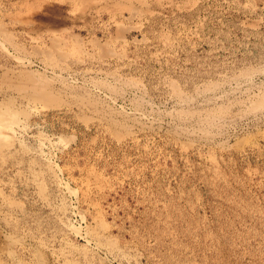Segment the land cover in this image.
Wrapping results in <instances>:
<instances>
[{
    "label": "rangeland",
    "instance_id": "rangeland-1",
    "mask_svg": "<svg viewBox=\"0 0 264 264\" xmlns=\"http://www.w3.org/2000/svg\"><path fill=\"white\" fill-rule=\"evenodd\" d=\"M0 117V264H264V0H0Z\"/></svg>",
    "mask_w": 264,
    "mask_h": 264
},
{
    "label": "crops",
    "instance_id": "crops-1",
    "mask_svg": "<svg viewBox=\"0 0 264 264\" xmlns=\"http://www.w3.org/2000/svg\"><path fill=\"white\" fill-rule=\"evenodd\" d=\"M76 4V3H75ZM73 9H76L77 10V15L79 14H83L82 15V18L83 19H88L90 20V18L92 17V14L96 11V10H104L106 11L107 13L110 14L111 17L115 16L116 13H119L120 11H116V10H120L118 8H115V9H103L100 7V5L97 3L96 5H93V6H90L88 8H84V9H80V7L76 4ZM115 10V11H114ZM118 18V17H117ZM116 18V19H117ZM73 24H81L80 22H77V21H72ZM83 24V23H82Z\"/></svg>",
    "mask_w": 264,
    "mask_h": 264
},
{
    "label": "bare ground",
    "instance_id": "bare-ground-1",
    "mask_svg": "<svg viewBox=\"0 0 264 264\" xmlns=\"http://www.w3.org/2000/svg\"><path fill=\"white\" fill-rule=\"evenodd\" d=\"M26 82V81H25ZM32 83V82H31ZM16 85V88L17 89H26L28 86L27 85H25V83H24V85H23V83H16L15 84ZM41 84H39V83H34L33 82V84H31L29 87H30V89L34 92V94H35V92H39V91H42L43 90V88L40 86ZM32 91H30V92H32ZM42 93H43V91H42ZM42 93L41 94H39V95H42ZM33 94V93H32ZM37 94V93H36ZM47 95V94H46ZM261 103H259V101L257 102H254V104H253V107H258L259 105H260ZM2 121H4V118H1L0 117V124L2 123ZM1 139V138H0Z\"/></svg>",
    "mask_w": 264,
    "mask_h": 264
}]
</instances>
